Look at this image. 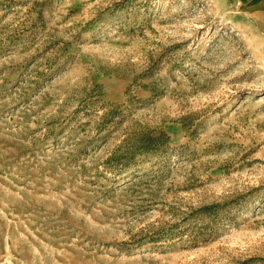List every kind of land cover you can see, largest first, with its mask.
<instances>
[{
	"label": "rangeland",
	"instance_id": "obj_1",
	"mask_svg": "<svg viewBox=\"0 0 264 264\" xmlns=\"http://www.w3.org/2000/svg\"><path fill=\"white\" fill-rule=\"evenodd\" d=\"M232 7L0 0V264H264V51Z\"/></svg>",
	"mask_w": 264,
	"mask_h": 264
},
{
	"label": "crops",
	"instance_id": "obj_2",
	"mask_svg": "<svg viewBox=\"0 0 264 264\" xmlns=\"http://www.w3.org/2000/svg\"><path fill=\"white\" fill-rule=\"evenodd\" d=\"M228 6L231 4L236 8L246 25L245 29L251 33H257L261 40L264 51V0H227ZM232 7V8H233ZM229 8V7H228Z\"/></svg>",
	"mask_w": 264,
	"mask_h": 264
}]
</instances>
